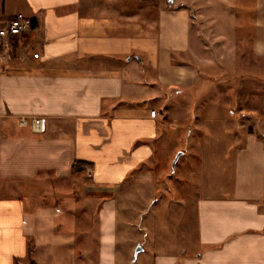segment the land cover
Listing matches in <instances>:
<instances>
[{
  "label": "crops",
  "instance_id": "obj_1",
  "mask_svg": "<svg viewBox=\"0 0 264 264\" xmlns=\"http://www.w3.org/2000/svg\"><path fill=\"white\" fill-rule=\"evenodd\" d=\"M201 7L0 0V28L18 13L33 20L0 37V264L25 258L30 239L53 242V209L36 193H84L99 263L116 264L115 202L99 194L152 186L181 132L199 151L196 193L181 205L183 215L192 205L194 241L161 248L153 264H264V121L244 122L264 108V0Z\"/></svg>",
  "mask_w": 264,
  "mask_h": 264
},
{
  "label": "rangeland",
  "instance_id": "obj_2",
  "mask_svg": "<svg viewBox=\"0 0 264 264\" xmlns=\"http://www.w3.org/2000/svg\"><path fill=\"white\" fill-rule=\"evenodd\" d=\"M199 2L201 8L205 9V0ZM210 24L205 23L208 27ZM213 24L214 29L220 32L219 21ZM237 56L242 55H232V59ZM249 56L246 55V58L249 59ZM261 112V118L245 113L246 126H252L258 119L264 121V108ZM240 121L243 122V119ZM180 138L178 149H174L178 143L172 139L163 151L164 154L169 151L175 152L174 156L165 163L161 162L153 167L155 182L152 186H123L114 193L99 194L101 196L98 198L99 203L107 198L115 202L118 237L116 264H153L154 255L163 252L161 248L170 252L184 239L188 242L194 241L192 205L189 201L190 213L187 210L186 215L185 213L183 215L181 205L184 200L192 199L196 193L192 180L199 164L192 153L199 151L191 148L192 139L188 138L187 132H181ZM180 152L183 154L173 169L172 163ZM160 153L162 154V151ZM46 182L53 184L51 179H47ZM36 194L38 201L53 209L55 215L53 242L48 241L37 247L30 239L27 256L18 260L17 264H100L96 244L89 240L91 233L94 230L95 234L97 232L96 211L88 213L84 193H67L66 197L54 193ZM186 232L189 234L184 236ZM60 237H66L68 240L63 242L56 240ZM138 246L142 247V251L135 257Z\"/></svg>",
  "mask_w": 264,
  "mask_h": 264
},
{
  "label": "built area",
  "instance_id": "obj_3",
  "mask_svg": "<svg viewBox=\"0 0 264 264\" xmlns=\"http://www.w3.org/2000/svg\"><path fill=\"white\" fill-rule=\"evenodd\" d=\"M31 27V21L23 13H18L15 17L7 21L4 27L0 28V37L8 38L9 36H19L28 31ZM39 53L34 54V58H39ZM156 111H151V117H155ZM23 125H27L26 119L22 120ZM43 121L40 118H33L32 125L37 130H41Z\"/></svg>",
  "mask_w": 264,
  "mask_h": 264
},
{
  "label": "trees",
  "instance_id": "obj_4",
  "mask_svg": "<svg viewBox=\"0 0 264 264\" xmlns=\"http://www.w3.org/2000/svg\"><path fill=\"white\" fill-rule=\"evenodd\" d=\"M30 21H31V25H33V20H30ZM84 165H85V163H80V162L75 163L73 166V174L75 175V174L81 172L85 167ZM29 250H30V248L28 247V252H29ZM29 255H30V253H29ZM15 264H17V260H16Z\"/></svg>",
  "mask_w": 264,
  "mask_h": 264
},
{
  "label": "water",
  "instance_id": "obj_5",
  "mask_svg": "<svg viewBox=\"0 0 264 264\" xmlns=\"http://www.w3.org/2000/svg\"><path fill=\"white\" fill-rule=\"evenodd\" d=\"M182 154L183 153H178L177 155H176V157H175V159H174V161H173V163H172V168L174 169V167H175V165H176V163H177V161L179 160V158H180V156H182ZM142 251V247L141 246H138L137 248H136V250H135V257H136V255L139 253V252H141Z\"/></svg>",
  "mask_w": 264,
  "mask_h": 264
}]
</instances>
